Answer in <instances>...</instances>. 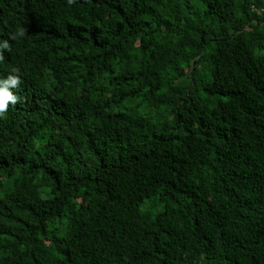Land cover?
I'll list each match as a JSON object with an SVG mask.
<instances>
[{"label": "trees", "instance_id": "1", "mask_svg": "<svg viewBox=\"0 0 264 264\" xmlns=\"http://www.w3.org/2000/svg\"><path fill=\"white\" fill-rule=\"evenodd\" d=\"M2 40L0 264H264V0H0Z\"/></svg>", "mask_w": 264, "mask_h": 264}, {"label": "clouds", "instance_id": "2", "mask_svg": "<svg viewBox=\"0 0 264 264\" xmlns=\"http://www.w3.org/2000/svg\"><path fill=\"white\" fill-rule=\"evenodd\" d=\"M24 29L20 28L16 33L12 35V39L15 40L17 37H23ZM10 45L8 40L0 41V49H9ZM2 53H0V59H2ZM19 68L13 67L10 73L0 79V115L6 113L9 108V105H15L19 99V97L13 91L17 89L21 83L19 75Z\"/></svg>", "mask_w": 264, "mask_h": 264}]
</instances>
